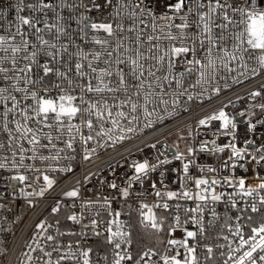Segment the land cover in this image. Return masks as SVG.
Segmentation results:
<instances>
[{"label":"snow or ice","instance_id":"1","mask_svg":"<svg viewBox=\"0 0 264 264\" xmlns=\"http://www.w3.org/2000/svg\"><path fill=\"white\" fill-rule=\"evenodd\" d=\"M9 9L0 8V169L15 170L11 179L21 185L29 179L21 169L38 173L35 182L42 179L43 186L33 192L21 188L25 198L43 197L53 188L48 171H72L70 164L57 166L75 159L69 155L75 144L90 161L98 148L177 115L182 98L192 101L193 88L209 91L205 85L223 78L221 70L237 78L264 74V0H14ZM65 9L79 15L66 17ZM193 74L195 84L185 87ZM211 91L218 95L221 89ZM226 107L197 121L198 129L211 131L209 138L196 141L189 126L180 137L183 149L162 144L154 162L132 163L125 186L109 184L125 202L135 185H147L152 202L145 191L136 194L135 207L121 204L120 210L113 209L117 197L84 200L79 213L65 217L79 232L61 231L59 219L41 220L19 264H212L217 257L218 264H264V135L256 136L264 119L254 110L264 115V103L238 113L248 117L243 133ZM157 144L159 139L150 147ZM200 153L218 167L197 163ZM174 161L178 166L168 167ZM169 172L177 173L175 189L166 182ZM63 195L75 200L80 188ZM61 207L57 201L51 212ZM133 211L136 226L155 236V243L134 248ZM89 233L103 237L104 255L82 244ZM65 236L79 239L63 243Z\"/></svg>","mask_w":264,"mask_h":264},{"label":"built area","instance_id":"2","mask_svg":"<svg viewBox=\"0 0 264 264\" xmlns=\"http://www.w3.org/2000/svg\"><path fill=\"white\" fill-rule=\"evenodd\" d=\"M27 2V0H26ZM76 0H69V3H75ZM87 2V0H85ZM97 2H102V0H97ZM14 3V0H0V8L9 9V6ZM82 11V9H81ZM108 9H104L105 15L108 14ZM27 14V13H25ZM67 16L79 15V12L65 9L63 13ZM93 19H98L99 13H90ZM14 16V11H8V19ZM72 25V29L76 28L74 21H69ZM2 34V33H0ZM251 66H256V61L253 59ZM220 79L214 80L212 85H205L209 88V91L199 93L198 88L191 89V94L193 95V100L188 101L186 97L182 98L180 106L177 108V115L166 116L165 120L161 123L158 122L154 124L151 129H143L142 132H138L132 135V139L125 140L122 143L116 144L115 146L98 148L97 152L92 156L90 161H84L83 147L77 143L74 145L76 148L75 153H69L75 157L72 160H62L57 166L64 167L66 165H71V172L64 171H48L47 174L50 178L54 179L56 183L52 189L45 192L43 197L33 196L25 198L20 189L23 188L26 192L38 191L40 187L43 186V181L35 182V176L38 173L31 171H26L21 169L20 171L29 177L26 184L21 185L18 181H14L11 177L15 174V170L10 169H0V204L4 205L3 209H0V264H19V259L22 258L20 254L22 252L28 251L26 245L32 242V237L36 235L38 230L35 229V224L41 220H47L49 223H55L56 219L61 221L60 230L61 231H80L79 225H74L72 222L65 219L66 215L70 214L72 211L79 213L81 211L80 205L84 200L96 199L101 196H108L110 199L112 197H117L113 201V209L120 210L121 204H135L137 203L135 197L140 191H145L148 202L153 201V196L151 195V189L145 185V189H141L140 185L134 186L133 194L129 197L128 201L120 200L118 190L111 189L109 184L113 181L117 183L118 186H125L127 182V177L133 173L131 167L134 161H143L148 159L152 162L155 161L156 157L164 149L161 147L162 144H167L169 146L174 145L170 142L168 135L173 131L180 129L182 127L191 126L193 136L196 137V141H200L211 136V131L204 128H197V121L207 114H211L213 110H218L220 107L227 105L225 111L230 115H235L237 118L238 126L241 129V133L246 130V123L248 117H240L238 113L240 111H245L249 108V105H255L259 103H264V95L261 97H256L253 99L249 92L254 90H259L264 93V74L259 76H251L250 73L246 74L244 77L236 76V73L228 75L226 71L221 70L219 73ZM196 75L193 74L190 77H186L185 87L190 84H195ZM240 80L243 82H235ZM219 87L221 89L218 95H214L211 91V87ZM187 108L188 111L184 109ZM258 113V118L264 119V115L259 114V109H254ZM218 122H213V128L216 127ZM142 127V125L140 126ZM201 135L196 136L197 132ZM264 135V126H257L256 136L259 137ZM159 139L160 144H157L156 148H151L150 144L156 142ZM92 146H95L94 144ZM62 147V145H61ZM172 147L166 153L170 158L172 156ZM47 154V153H45ZM196 161L199 164H212L217 166L215 159L207 154H197ZM26 163H32L31 161H26ZM36 166L46 169V164H41L36 161ZM179 162L174 161L173 165L168 167L178 166ZM193 175L196 174V169L193 167L191 169ZM261 174L264 175V170H261ZM156 175V174H154ZM85 176L88 177L85 180ZM177 173H168L169 179L166 181L169 186L173 189L177 187L174 182L176 180ZM79 181V184H77ZM249 182H255V178L249 174ZM31 185V186H28ZM73 187L80 188V197L75 200L67 198L63 195L65 191L71 190ZM29 200H31L32 205L30 206ZM59 201L62 205L61 211L59 213L53 214L51 208L55 206V203ZM75 203L76 207L73 209L70 206ZM124 212H129L130 210L125 207ZM217 211L224 215L225 208L223 205H219ZM107 219V217H104ZM122 219H129L128 216H122ZM85 223L88 222L86 219ZM131 222L133 227V236L135 232H138V226H136V215L133 211L131 213ZM144 232V231H142ZM151 244L156 242L155 236H151L147 233ZM227 234V232H225ZM179 235V233H178ZM215 235V233H213ZM79 237H62L63 243L68 241H75ZM224 243V241H220ZM84 246L92 247L99 255H104L107 251V247L104 245L103 237H95L91 233L86 239L82 241ZM145 247V246H143ZM139 246L134 241V248H143ZM219 257L217 261L212 262V264H218Z\"/></svg>","mask_w":264,"mask_h":264},{"label":"rangeland","instance_id":"3","mask_svg":"<svg viewBox=\"0 0 264 264\" xmlns=\"http://www.w3.org/2000/svg\"><path fill=\"white\" fill-rule=\"evenodd\" d=\"M187 134H188V127H182L170 133L168 135V138L172 144L174 145L178 144L179 147L183 149L185 147L186 141L180 140V137L187 136Z\"/></svg>","mask_w":264,"mask_h":264},{"label":"trees","instance_id":"4","mask_svg":"<svg viewBox=\"0 0 264 264\" xmlns=\"http://www.w3.org/2000/svg\"><path fill=\"white\" fill-rule=\"evenodd\" d=\"M143 230H138V232H135L133 236V240L135 243H137L139 246H147L150 245L151 242L149 241L148 237H146L145 232H142Z\"/></svg>","mask_w":264,"mask_h":264},{"label":"water","instance_id":"5","mask_svg":"<svg viewBox=\"0 0 264 264\" xmlns=\"http://www.w3.org/2000/svg\"><path fill=\"white\" fill-rule=\"evenodd\" d=\"M172 152H174V149H172Z\"/></svg>","mask_w":264,"mask_h":264}]
</instances>
